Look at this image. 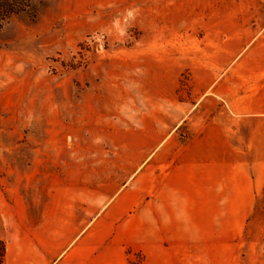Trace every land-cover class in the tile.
I'll use <instances>...</instances> for the list:
<instances>
[{"label": "rangeland", "instance_id": "1", "mask_svg": "<svg viewBox=\"0 0 264 264\" xmlns=\"http://www.w3.org/2000/svg\"><path fill=\"white\" fill-rule=\"evenodd\" d=\"M34 6L0 28V226L34 185L102 183L114 162L115 188L139 172L114 208L111 264H264V0ZM157 112L177 152L220 123L233 153L180 177L178 159L145 164Z\"/></svg>", "mask_w": 264, "mask_h": 264}, {"label": "crops", "instance_id": "2", "mask_svg": "<svg viewBox=\"0 0 264 264\" xmlns=\"http://www.w3.org/2000/svg\"><path fill=\"white\" fill-rule=\"evenodd\" d=\"M210 93L203 94L205 98L215 100ZM213 93L217 95L218 92ZM202 105L206 112L210 111L205 102ZM240 109L241 102L236 97L230 111L237 116ZM185 120V117L179 118L175 124L166 125L178 128ZM164 126V114L157 112L155 127L140 130L141 142L147 147L141 156L145 164L154 157L157 166L164 165V160L178 159L176 165L171 166L170 175L187 176L198 160L213 156V148L233 153L234 148L222 134L223 125L220 123L207 124L203 135L187 141L178 152L174 149L177 142L175 133L166 131ZM214 133L218 135L217 142L213 140ZM114 167V162H111V168L105 170L107 178L102 183L85 184L80 177L72 183L61 180L55 184L46 183L43 189L34 185L26 205L23 195L19 196L22 204L19 212L15 214L14 204L13 214H10L13 220L0 226V239L5 240L6 245L3 264H111V223L119 221L115 207L122 196H130L129 186L133 185L139 172L130 170L122 186L115 188L112 179ZM215 191L221 192L222 189L216 186ZM123 206L126 212L135 203L130 200Z\"/></svg>", "mask_w": 264, "mask_h": 264}, {"label": "trees", "instance_id": "3", "mask_svg": "<svg viewBox=\"0 0 264 264\" xmlns=\"http://www.w3.org/2000/svg\"><path fill=\"white\" fill-rule=\"evenodd\" d=\"M35 9L34 0H0V28L14 15L29 14ZM0 264H3L6 245L0 239Z\"/></svg>", "mask_w": 264, "mask_h": 264}]
</instances>
